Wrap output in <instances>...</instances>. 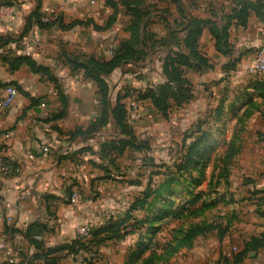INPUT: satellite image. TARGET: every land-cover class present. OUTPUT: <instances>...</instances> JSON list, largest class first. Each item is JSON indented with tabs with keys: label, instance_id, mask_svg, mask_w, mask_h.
<instances>
[{
	"label": "crops",
	"instance_id": "1",
	"mask_svg": "<svg viewBox=\"0 0 264 264\" xmlns=\"http://www.w3.org/2000/svg\"><path fill=\"white\" fill-rule=\"evenodd\" d=\"M124 1L131 0H26L19 16L1 20L4 28L10 30L11 24L21 28L34 13L42 18L51 14L68 29L61 30L57 25L39 29L33 24L23 37L25 40L26 37L36 39L33 44H25L24 55L37 66L49 69L56 83L65 87L64 96L59 95L57 85L44 75L31 72L25 65L11 72L8 64L0 61V83L13 84L6 88L17 90L11 107L0 110V156L10 165L9 172L0 176V264H6L2 244H11L10 239L14 235H28L19 244L22 251L15 257L14 264H45L36 257L39 247L52 249L70 245L78 238L86 239L81 233L85 230L89 232L96 224L94 214L84 204H70L68 198L71 194L66 187L92 182L96 178V155L102 143L112 138L105 134L106 128L89 137H70L71 132L86 130L99 114L97 89L92 81L81 75L66 80L64 76H57L55 64L50 59V50L55 42L51 45L46 40L52 41L65 34L68 53L86 55V49L91 44L96 54L112 55L119 41L131 38V17ZM144 1L138 7L147 14L143 18V37L145 42L156 40L161 70L167 55L186 53L183 41L192 20H209L224 25L233 11L239 8L234 0H224L218 10L213 8L214 0L200 5L196 0ZM244 1L264 5V0ZM230 22L228 41L233 49L231 57L215 49V41L207 29H203L197 41L210 65L208 72H214L211 76L213 80L217 74L223 75V66L231 60L237 61L236 66H246L250 54L264 45V22L257 19L253 12H249L244 26L235 20ZM151 25L157 26V30L149 31ZM150 46L148 43L144 47L147 55L155 53ZM54 48L53 52L61 56V68L65 71L68 65L62 62L63 51ZM241 70L237 69L235 73L239 79L237 83L251 81L245 68ZM84 89L90 93L81 92ZM5 93L4 87L0 88V98ZM253 93L254 100L261 96L257 89ZM62 102L66 105L63 106ZM258 115L261 119V114ZM260 131L263 136L254 147L259 153L253 155L251 173L255 179V200L247 210L248 214L238 217L237 231L231 237L221 242L214 241L213 249L205 252L195 248L189 252L188 258L179 257L174 264H264V246L255 252L248 251L236 261V256L243 252L251 238L264 235V125ZM6 134L8 138H5ZM96 252L66 256L67 252L63 251L54 257L58 259V264L118 263L119 256L109 249Z\"/></svg>",
	"mask_w": 264,
	"mask_h": 264
},
{
	"label": "rangeland",
	"instance_id": "2",
	"mask_svg": "<svg viewBox=\"0 0 264 264\" xmlns=\"http://www.w3.org/2000/svg\"><path fill=\"white\" fill-rule=\"evenodd\" d=\"M196 1L197 5L210 2ZM25 2L0 0L2 63L25 56L26 45L37 42L31 37L23 39L32 29V26L26 28V22L21 28L11 24L10 30H6L1 22L8 16H19ZM223 2L214 0L213 8L218 10ZM150 29L156 31L157 26L151 25ZM53 42L55 46L50 52L56 47L63 51V58L64 54H75L65 49V34L52 41L46 40L51 45ZM121 42L126 41H119L118 45ZM148 43L155 53L137 56L135 65L104 77L111 107L117 97H123L119 102L124 107L125 123L132 132L129 141L135 147H128L122 153L112 151L106 153L107 156L99 151L94 167L96 178L92 182L66 187L71 194L70 204H84L94 214L96 224L92 229L114 223L119 226V235L95 250L107 248L114 252L119 256L118 263L115 261L117 264H174L179 257L188 258L195 248L202 252L213 249L214 241L221 242L237 231L238 217L246 216L255 200V179L251 173L253 155L259 153L254 147L263 134L260 129L264 125V90H259L261 96L254 100V88L249 86L253 80L260 78L261 81L264 76L250 78L246 66L252 62L257 48L250 54L246 66H235L227 72L223 66V75L217 74L214 80L211 77L214 72H208V68L183 70L184 79L191 84L190 98L186 101L189 96L186 87L179 88L176 80H171L172 74L168 80L160 68L161 56L156 53V40H147L145 46ZM52 52L50 59L55 64L57 76H64L66 80L81 75L87 79L81 68L68 65L64 71L61 56ZM95 52L90 44L86 55L77 56L81 62H87L89 58L108 61L112 56ZM62 62H66L65 58ZM243 67L251 81L237 83L239 79L235 73ZM169 81L172 83L168 84ZM166 84L168 94L183 99L181 104L169 100L168 109L161 114L149 100H139L138 93L156 90ZM0 85L7 90V83ZM56 85L59 95L64 96L65 87ZM246 85L249 86L246 88ZM81 92L90 93L87 89ZM95 94L99 98L97 91ZM62 105L65 106V102ZM113 130L111 120L105 134L112 139H121ZM90 231L83 238L88 239Z\"/></svg>",
	"mask_w": 264,
	"mask_h": 264
},
{
	"label": "trees",
	"instance_id": "3",
	"mask_svg": "<svg viewBox=\"0 0 264 264\" xmlns=\"http://www.w3.org/2000/svg\"><path fill=\"white\" fill-rule=\"evenodd\" d=\"M239 5L237 10H234L232 15L227 18V21L224 25L215 23L209 20H192L190 26H188L186 37L183 41L186 53H175L169 54L165 57L163 61L162 70L164 75L166 74L169 80L171 74V80H176L175 83L178 84L179 88L181 86L186 87L185 91L189 93L185 100L187 101L190 98V89L191 84L184 79L183 74L185 69L200 71L205 68H210L208 61L204 54L200 51L197 44L198 38L200 37L203 29H207L215 41V49L229 57L232 56V46L228 41V30L231 26L232 20H235L236 23L241 26L245 25L249 12H253L255 17L260 21L264 22V5L261 3H252L244 0H234ZM127 11L130 13V26L129 31L131 38L126 42H121L116 49L112 52V56L108 61H99L94 58L87 59V62H81L78 59L79 56L75 54H64L65 61L67 65L73 66L76 69L81 68L84 71L85 78L91 80L97 89V93L100 95L98 98L99 104L101 106L100 113L95 117L89 127L86 130H77L70 133L71 138L75 137H89L99 132L101 129L106 128L110 121L114 126V130L121 139H111L106 140L102 143L100 148V154L107 156L106 153H111L112 151H117L122 153L128 147H135L133 143L129 141V138L132 136L131 130L125 123L124 118V107L119 102L123 97H117V101L114 106L111 107L110 100L108 96V86L104 80L105 76L110 75L114 71L128 67V65H135L137 56H146L147 53L144 50L145 47V38L143 37V18L147 15L138 9L142 1L140 0H131L123 2ZM43 17H47V22H42V16L40 14H32L26 21L27 27H31L33 24L37 25L40 29H50L54 25H57L61 30L68 29L62 22H59V19L53 17L51 14H45ZM57 22L59 24H57ZM145 27V26H144ZM27 30V29H26ZM9 66V70L13 72L17 70L19 66H27L31 72L40 73L47 77V79L56 84L54 76L51 74L49 69L37 66L31 58L27 56H18L5 60ZM237 61L231 60L225 65V72L231 71L236 66ZM251 88L257 90H264V81L253 80ZM172 82L169 81L168 84ZM159 87L156 90L148 89L145 93H138L139 100H149L152 107L158 113H165L168 109V101L172 100L176 105L181 104L183 99H179L172 94H168L167 85ZM13 85V84H7ZM1 86V85H0ZM119 226L114 223L112 225H106L102 228L91 229L88 239L78 238L73 241L70 245L59 246L52 249H43L39 247V254H37V259L42 260L45 264H58V259L54 257L55 254L59 252L66 251V256H75L81 252L89 253L92 250H97V248L108 241L113 240V238L118 233ZM105 234L103 238H99L100 235ZM111 234V236H107ZM24 238L28 235L22 234ZM264 246V235L261 238H251L246 244L245 249L242 253L236 256V261L241 257L245 256L248 251H257ZM96 252V251H95Z\"/></svg>",
	"mask_w": 264,
	"mask_h": 264
},
{
	"label": "built area",
	"instance_id": "4",
	"mask_svg": "<svg viewBox=\"0 0 264 264\" xmlns=\"http://www.w3.org/2000/svg\"><path fill=\"white\" fill-rule=\"evenodd\" d=\"M42 22H47L48 18L43 17L41 19ZM247 74L250 78H258L264 76V45H261L257 48V52L255 57L250 65L246 67ZM17 95L16 89L9 87L6 90L4 96L0 98V110L9 109L14 101V98ZM9 135H5V138H8ZM10 170L9 162L6 161L3 157L0 156V176L6 175ZM75 200V199H74ZM88 231H84L81 234L86 236ZM22 235H14L10 239L9 245L7 243H3L2 246L4 248V256L6 258V264H14L15 257L21 254L22 248L19 244L23 241Z\"/></svg>",
	"mask_w": 264,
	"mask_h": 264
}]
</instances>
